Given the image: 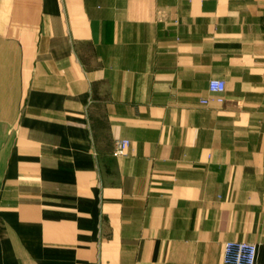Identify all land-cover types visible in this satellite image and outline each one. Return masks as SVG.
I'll list each match as a JSON object with an SVG mask.
<instances>
[{"label": "crops", "instance_id": "1", "mask_svg": "<svg viewBox=\"0 0 264 264\" xmlns=\"http://www.w3.org/2000/svg\"><path fill=\"white\" fill-rule=\"evenodd\" d=\"M227 240L264 264V0H0V264H224Z\"/></svg>", "mask_w": 264, "mask_h": 264}, {"label": "built area", "instance_id": "2", "mask_svg": "<svg viewBox=\"0 0 264 264\" xmlns=\"http://www.w3.org/2000/svg\"><path fill=\"white\" fill-rule=\"evenodd\" d=\"M208 90L212 99L216 102H223L225 82L220 78H210ZM208 99H201L206 103ZM130 140L128 138H117L114 141L113 152L116 155H125L128 152ZM256 245L250 241L227 240L224 242L222 261L224 264H255Z\"/></svg>", "mask_w": 264, "mask_h": 264}]
</instances>
